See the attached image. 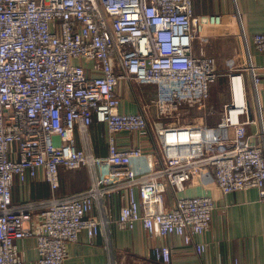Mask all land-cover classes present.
Segmentation results:
<instances>
[{
	"label": "built area",
	"instance_id": "obj_1",
	"mask_svg": "<svg viewBox=\"0 0 264 264\" xmlns=\"http://www.w3.org/2000/svg\"><path fill=\"white\" fill-rule=\"evenodd\" d=\"M220 25V14L195 15L192 0H0V264H26L19 242L28 237L36 241L35 264H65L82 231L90 240L101 231L110 245L112 221L121 230L140 222L151 237L178 235L201 252L193 238L210 228L214 199L180 195L167 206L164 193L181 192L204 170L220 191L256 188L264 200L263 143L246 129L245 73L256 93L257 66L226 73L229 99L215 126L182 122L183 108L210 111L220 73L193 42H206L204 31ZM251 39L264 53V31ZM122 81L154 86L151 104L163 127H153L144 110H120ZM94 120L106 127L104 156L90 138ZM120 131L151 135L154 149L118 148ZM79 168L87 187L59 195L60 169ZM35 177L50 195L14 202V182ZM122 192L127 202L113 217L106 199ZM152 253L171 261L168 245Z\"/></svg>",
	"mask_w": 264,
	"mask_h": 264
},
{
	"label": "crops",
	"instance_id": "obj_2",
	"mask_svg": "<svg viewBox=\"0 0 264 264\" xmlns=\"http://www.w3.org/2000/svg\"><path fill=\"white\" fill-rule=\"evenodd\" d=\"M195 15L216 13L222 16V25L209 27L204 31L206 42L195 38L194 53L203 45L205 53L216 60L220 73L216 82L226 83V73L248 63L258 67L261 81L257 91L253 90L250 76L245 73L247 97L249 101L250 123L246 125L247 133L253 143L262 140L264 147V53L258 51L252 43L251 36L264 31V0H192ZM213 83L207 108H183L182 122L215 126L222 113V106L229 95L219 99ZM121 98L120 110L123 112L145 111L153 127H163L151 100L155 96L153 85H138L132 81H122L117 87ZM90 138L95 154H107V131L103 123L93 121L89 127ZM118 148L141 146L146 151L154 149L151 135H140L135 131L114 133ZM79 146V144H78ZM86 170V169H85ZM77 171L65 172L60 169V187L58 194L74 192L87 187V178L82 183H74ZM208 194L214 199L210 228L193 241L204 245L197 252L193 245L185 244L182 237L170 234L163 237H151L138 222L132 230L119 229L114 221L107 225L110 245L101 231L89 239L85 231L78 240L68 244V256L65 264H163L154 259L153 248L156 245L171 247V261L168 264H264V200L260 199L256 188L234 190L224 193L214 181L211 171L204 170L186 182L184 190L174 191L168 187L164 201L170 206L176 196ZM50 195L48 183L41 177L28 178L25 183L16 180L12 186L14 202L28 198H43ZM127 202V193L112 195L106 199L109 212L118 216L121 205ZM92 215H96L93 209ZM26 264H35L37 258L34 237L19 242ZM141 261V262H140Z\"/></svg>",
	"mask_w": 264,
	"mask_h": 264
},
{
	"label": "rangeland",
	"instance_id": "obj_3",
	"mask_svg": "<svg viewBox=\"0 0 264 264\" xmlns=\"http://www.w3.org/2000/svg\"><path fill=\"white\" fill-rule=\"evenodd\" d=\"M215 88H216V93L219 99L223 98L224 96H228L229 95V88H228V78L226 76V83H224V81H219L217 83L214 84ZM86 170L82 169V170H78L77 174L74 176V183H82L83 180L86 178Z\"/></svg>",
	"mask_w": 264,
	"mask_h": 264
},
{
	"label": "trees",
	"instance_id": "obj_4",
	"mask_svg": "<svg viewBox=\"0 0 264 264\" xmlns=\"http://www.w3.org/2000/svg\"><path fill=\"white\" fill-rule=\"evenodd\" d=\"M82 169H84L85 170V168H79V169H75V170H67V169H62L63 171H67V172H69V171H78V170H82ZM85 175H86V178H87V185H88V176H87V172L85 171ZM70 192H72V191H70ZM70 192H66V193H63V195L64 194H67V193H70Z\"/></svg>",
	"mask_w": 264,
	"mask_h": 264
},
{
	"label": "bare ground",
	"instance_id": "obj_5",
	"mask_svg": "<svg viewBox=\"0 0 264 264\" xmlns=\"http://www.w3.org/2000/svg\"><path fill=\"white\" fill-rule=\"evenodd\" d=\"M237 80V78H235V81Z\"/></svg>",
	"mask_w": 264,
	"mask_h": 264
}]
</instances>
